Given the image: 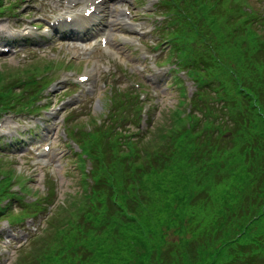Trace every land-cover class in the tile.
Wrapping results in <instances>:
<instances>
[{
  "label": "trees",
  "instance_id": "16d2710c",
  "mask_svg": "<svg viewBox=\"0 0 264 264\" xmlns=\"http://www.w3.org/2000/svg\"><path fill=\"white\" fill-rule=\"evenodd\" d=\"M262 39L248 28L228 42L218 40L219 54L212 56L209 62L213 75L229 92L231 83L245 98L249 96L246 99L250 107V117H241V127L234 129L235 135L229 140L232 147L224 153L225 158L233 156L227 168L237 170L226 172V175L232 174V182L227 189L223 187L216 208L208 211L204 220L203 210L193 211V207L181 214L179 229L184 228L185 215L197 219H190L189 237L175 250L161 230L156 232L153 219L157 215H166L158 220V228L173 225V215L180 216V208L193 201L195 192L212 185L210 177L215 185L219 170V166L210 162L216 157L207 160L206 150L199 152L200 147L191 142L192 134L186 135L190 140L186 144L188 149H184L179 145L185 137L183 133H171L168 138L164 136L165 128L159 127V138L169 139L173 150L161 153L159 149L154 150V145L148 146L143 154L147 168L143 170L137 165L139 174L131 171L133 166H128L127 156L132 162L138 155L134 143L128 145V152L112 146V155L103 157L109 162V171L105 160L96 155V183L89 191L84 190L78 201L86 203L80 217L89 232L85 233V239L81 237V228L74 226L66 236L74 252L69 257L70 264H264ZM205 43L208 44V40ZM247 81L250 84H242ZM10 96L7 91L0 97V112H3L1 107H10ZM243 107L239 104V109ZM247 120L249 124H245ZM151 162L155 163L153 167ZM61 246L69 250L66 243ZM63 255L60 250L51 255L46 264H69L58 261Z\"/></svg>",
  "mask_w": 264,
  "mask_h": 264
},
{
  "label": "rangeland",
  "instance_id": "374dc122",
  "mask_svg": "<svg viewBox=\"0 0 264 264\" xmlns=\"http://www.w3.org/2000/svg\"><path fill=\"white\" fill-rule=\"evenodd\" d=\"M11 1L14 2V1H18V0H7V3H12ZM123 3H126L127 5H130L132 8H134L132 0L120 2V4H123ZM120 4L111 5V4H109V1H108L107 4L105 5V16L109 17V16L113 15L112 13L115 12L117 5H120ZM136 9H137V11H141V8H136ZM20 10H22V9H19V12H20ZM11 12H14V9ZM11 16L12 15L10 13H7V14H5V13L1 14L0 13V32L9 34L12 31V29L9 28V25L11 24L9 19L11 18ZM148 25L149 24L147 22H144V21L138 23L139 28H141L142 30H146ZM120 27H121L120 25H117L114 27L115 31H114L113 36H112V38L114 40H113V43L111 42V44L113 45L112 52L100 53V55L95 57L98 60H93L90 64H88V63H81V64L76 63V66L78 69L84 68L85 70L87 68H94L97 73L102 72V74H105V70L110 68L111 66L113 67V70H115V69L120 70L121 69L119 71V76L121 77V80L118 82L117 85L119 87L126 88L129 86L128 78L129 77L133 78L134 79L133 83L139 84L141 86V88L143 89V91L147 94L146 96L151 97L154 100V104H156L160 107V111L158 112V115H157L159 122L163 123L164 125L169 126L170 125L169 123L170 122L172 123L171 116L174 117V113L176 112V110H178L180 112V114L185 112V108L188 107V101H184V103H183L184 105H182V103L180 104L179 100H181V99H180V94L178 92L179 89H176L175 86L169 87V89H167V86H166L167 83L166 82L169 81L171 76H170V74L166 75L167 72L164 70V68H161V66H157L154 64H146L143 66V68H141V69L138 68L140 65L144 64V61L141 58V53L144 51L141 50V51H139V54H135V51L138 50L137 49L138 42L135 41L136 40L135 36H129L128 42H127L128 45L130 47H133V48L130 49L129 47H127L125 36L131 35L130 34V28L126 27L123 30L121 29V31L123 33H125V36H121L120 32H119ZM151 39H153L152 36L149 38V40H151ZM71 52L72 51H70V53ZM54 53L56 56H61V57H58L56 59H52L53 58L52 55L42 56L41 59H36V62H34L33 64L37 63V61H39L41 64H43L46 61L57 60V62H56L57 67H61L62 64L66 61L65 59L62 58L63 55H65L67 57L69 55V53L65 48L60 49V47H58V49H56V51H54ZM18 58L19 57L15 56V55H7V56L2 57L0 59V73L2 74V76H0V77H3L6 79V81H1L2 78L0 79V85L1 86L9 84L12 81V78L14 80H17L16 77H17L18 73H16L15 71L17 69L25 68V67H20V66H22L26 63L24 61H20ZM164 58H165V55L163 54L162 57L159 59V61H160L159 64H166V62L163 61ZM31 60H33V58L28 60V62H30ZM4 73H9V74H4ZM64 75L65 74H63L61 76L63 77ZM111 81H113V80L111 79ZM187 84L189 86V91H191L190 84L189 83H187ZM63 89L64 88L58 89L56 92L54 91L52 93L51 106L56 104L57 101L59 100V98L62 96L61 90H63ZM104 94H106V91L101 90L95 96V98L97 100L96 104H98V106H99V104H101V100L104 98ZM81 96H82V94H79L73 98L67 99V101L64 100L63 102H60L59 104L56 105V109L50 108V111L48 112L47 116H50L51 113L56 114L57 112L64 111L66 109V108H63L65 103L71 100L66 105V106H71L69 113L74 114L77 117H82V118H80L79 121L86 123L89 119L88 116L91 113H93V116L97 115V109L93 110V112L88 113V110L91 106V102L78 103V102H80ZM64 116L61 117L59 123H62ZM26 118H24L23 120H25ZM185 118H187V117H183V119H185ZM23 120L21 121V118L15 116V115H8V116L4 117V119L0 123V136L1 135H12V134H14L18 129H20L25 123H27L29 121V120H26L25 122H23ZM66 124H67V122H66ZM57 128L59 129L60 125ZM63 128L64 127L62 126L60 133H59V138L57 139L56 142H55L54 138L53 139L51 138V140H53V144H52L53 147H52V153L50 155V160L60 174L62 196L65 198V195L67 193L77 191L78 186L80 185L81 177L74 170L73 164L71 163V161L68 159V157L66 155V152H65L66 146L64 145L65 141L63 139H61V137H60L62 135ZM213 133H214V131H210L207 133L201 132L199 134L200 136H203L204 134H206V136L208 138V141H206V142H205V139H203L204 143L199 148V152L204 150V148L208 145L212 146V141H211L212 138L210 137V134H213ZM149 134H150V130H149L148 134H146V133L144 134V142L149 139ZM195 138H197V137L195 136ZM163 140L164 139H160L159 141H156V142L158 143V145L162 149L161 153H167V152L171 151L172 149H167L166 146H170V144L168 142L165 144L162 143ZM188 141H189V139L181 140L180 142H181V144H183L184 142L187 143ZM152 142H154V141H152ZM157 147L158 146H156L154 149H156ZM221 147L222 146H219L217 144L215 145V147L213 146V148L215 149L214 156L223 155ZM183 148L188 149L187 145ZM208 151H210L209 148H208ZM28 155L29 154L27 151H22L20 154H18V160L20 163L19 166L25 167L27 165H30V162L27 161ZM211 157H213V156L210 155L209 158H211ZM229 159H230V157L227 158V160H229ZM224 160H225V157H224ZM27 170L33 175V178H35V179L29 181L30 186L34 189H41L43 191L44 185H45V180H46L47 170L40 168V167H37L34 169L28 167ZM222 176H224L223 170L220 172L218 180H220V178ZM209 195H210V193H209ZM199 198L203 199L204 195L200 196ZM210 200H211V197H210ZM174 231L175 230L170 231V234L167 237V242L171 246H173L174 250H175L178 247V245L183 240L187 239L189 236L186 235L185 237H183V236L181 237L178 233H176ZM19 255H20V253L14 252V256H13L10 264H14L16 262V260L19 258Z\"/></svg>",
  "mask_w": 264,
  "mask_h": 264
}]
</instances>
